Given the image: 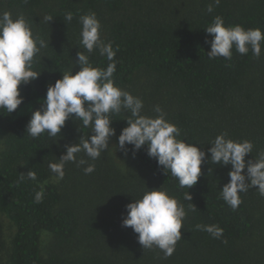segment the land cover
<instances>
[{
    "label": "trees",
    "instance_id": "trees-1",
    "mask_svg": "<svg viewBox=\"0 0 264 264\" xmlns=\"http://www.w3.org/2000/svg\"><path fill=\"white\" fill-rule=\"evenodd\" d=\"M8 8L23 14L31 23L34 35L49 39V47L42 49L34 68L41 71L37 79L20 85L23 103L11 114L0 109V214L13 226L9 251L2 264H129L117 246L113 245L115 231L121 223V213L114 202L96 203L75 209L61 204V194L56 185L47 182L48 163L56 151L69 144L74 132L82 134L89 129L75 117L65 122L60 137L49 138L42 134L32 138L26 132L28 112L42 102L49 84L73 66L80 44L79 17L94 11L101 23V36L111 41L116 52V72L113 80L127 90L138 72L147 75L149 90L135 95L143 100V114L156 115L159 105L166 119L181 131L180 139L202 147L206 156L209 143L221 132L241 141L244 135L240 111L258 127V149L264 151V102L258 103L250 79L258 67L264 75V45L261 55L251 50L240 55L232 49V59H209L211 36L204 28L212 19L223 17L226 26L236 24L245 29L259 27L264 32V0H3ZM71 12V22L64 20ZM107 14L104 19V15ZM51 16L50 21L45 17ZM87 54V53H86ZM94 66L106 68L109 61L94 51L89 54ZM264 80V78H263ZM263 86V83H261ZM255 90V89H254ZM128 91V90H127ZM129 92V91H128ZM130 113L112 114L111 126L120 130L126 126ZM243 122H246L243 120ZM200 144V145H199ZM131 148V146H128ZM158 185L166 187L187 211L181 228L182 239L175 251L165 257L157 247L143 252L144 264H251L253 254L248 239L255 229L253 204L261 197L257 188L249 187L239 193L242 203L233 210L220 196V189L228 182L231 165H213L211 160L201 165V176L190 189L179 187L177 178L170 172L164 174L144 149L135 156L128 153ZM95 165L86 174L95 187L101 188L102 163L84 157ZM82 168L86 165H81ZM29 169L36 172V181L18 183L21 173ZM44 187V200L34 203L35 192ZM189 191L191 201L184 199ZM193 205L195 209H193ZM196 224H218L223 228L221 239L199 231ZM45 231L50 239L44 254L40 251V236ZM90 244L84 252H72L76 240ZM1 223H0V249ZM142 250V249H141Z\"/></svg>",
    "mask_w": 264,
    "mask_h": 264
},
{
    "label": "clouds",
    "instance_id": "clouds-1",
    "mask_svg": "<svg viewBox=\"0 0 264 264\" xmlns=\"http://www.w3.org/2000/svg\"><path fill=\"white\" fill-rule=\"evenodd\" d=\"M219 3L220 0H213L206 11L211 13L213 4ZM51 19V16L45 17L47 22ZM72 19L71 12L65 14V21L71 22ZM79 23L80 44L84 51H77V59L73 62L80 66L79 71L73 74L72 66L47 86L41 107L32 111L26 125L30 137L35 139L46 133L49 138H55L54 142L70 118L73 120L75 117L90 130L87 136L80 135L78 142L65 144L60 157L48 163L57 182L63 179L64 167L69 162L77 166L86 165L83 169L85 174L95 170L94 164L83 158L77 159V154L83 152L93 161L98 159L109 148L111 137L116 135L115 128L111 126L112 114L123 111L130 116L124 119L126 126L120 130L115 145L125 155L131 152L135 156L137 151L144 149L165 175L170 172L177 178L181 189H190L197 183L202 174L201 165L209 163V160L213 165H231L227 173L229 180L220 189V196L233 210L242 203L239 193L247 192L249 187L257 188L259 195L264 197V151H260L255 159L246 161V154L252 153L254 147L252 141H236L229 138L227 132H221L209 143V155L206 156L198 143L180 139L179 127L166 119V113L159 105L153 109L156 115L143 114V100L120 88L113 80L119 49L118 46L114 49L111 41L102 39V26L96 13L89 11L81 15ZM204 30L211 36V40L206 41L210 43L209 59L224 57L231 60L233 48L240 55L247 54L249 50L256 57L261 55L264 32L259 27L226 26L223 17L217 15ZM47 47L49 39L34 35L31 23L23 14L13 17L8 11L0 13V109L6 110L7 114L17 110L24 101L19 86L40 75L41 71L34 68V63L41 50ZM94 51L109 61L106 68L93 65L89 54ZM26 179L36 181V172L29 169L26 174L21 173L18 183ZM146 189L141 198L132 199L125 206L126 215L122 216L121 225L138 234L137 241L143 249L157 247L165 257H169L182 239V222L187 211L163 185ZM44 195V187L40 185L35 192L34 203H42ZM184 199L191 201L189 191L184 193ZM195 228L227 243L222 239L224 230L218 224H196Z\"/></svg>",
    "mask_w": 264,
    "mask_h": 264
},
{
    "label": "rangeland",
    "instance_id": "rangeland-1",
    "mask_svg": "<svg viewBox=\"0 0 264 264\" xmlns=\"http://www.w3.org/2000/svg\"><path fill=\"white\" fill-rule=\"evenodd\" d=\"M5 11L10 12L13 17L20 15L8 8L3 0H0V13ZM104 15V14H103ZM107 14L104 15V19ZM33 29V28H32ZM69 71V70H66ZM73 74L75 71L72 69ZM264 75L258 67H256L250 79L254 81L256 88L253 89L255 97H258V103L264 102ZM263 83V86H261ZM130 93L135 95L143 94L149 90L147 75L143 72H138L130 86L127 87ZM41 107V103L34 104L29 112L30 118L32 111ZM240 114L246 122L241 119V124L244 126V135L242 140L247 139L252 141L254 147L252 153L246 154L245 160L255 159L260 152L258 149L257 132L258 127L250 120L247 112L240 111ZM90 131V130H89ZM88 133L82 134L79 130L74 132L70 143L78 142L80 135L87 136ZM91 134V133H90ZM241 140V141H242ZM117 139L115 136L111 137L109 141V148L101 153V156L95 161L102 163L103 176L101 177V188L93 190L95 184L83 171L82 166H77L76 163L69 162L64 167L65 175L62 180L58 182L55 180V174L49 170L47 182L56 185L61 194V204L69 205L75 209L82 210L94 202L102 204H110L114 202L122 216L126 215L125 206L131 202L142 197L147 188L159 187L145 172V170L128 154L125 155L115 144ZM2 142L0 140V147ZM59 148L54 154L51 162L64 152V147L60 143ZM86 155L81 152L77 154V159L83 158ZM253 211L255 213V229L253 234L248 239L251 253L253 254L251 264H264V197H257L253 204ZM1 223V241L2 247L0 249V264L6 259V255L10 247V239L14 232V226L0 214ZM113 245L117 246L120 252L124 255L129 264H144L143 247L137 241V235L130 227H122L121 223L115 231ZM50 239V234L43 231L40 236V251L44 254L45 248ZM90 248V244L76 240L73 244L72 252L80 253ZM142 249V250H141Z\"/></svg>",
    "mask_w": 264,
    "mask_h": 264
}]
</instances>
